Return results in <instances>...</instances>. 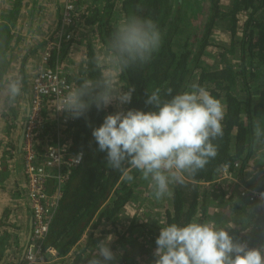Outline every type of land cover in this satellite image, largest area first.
<instances>
[{
  "label": "trees",
  "instance_id": "obj_1",
  "mask_svg": "<svg viewBox=\"0 0 264 264\" xmlns=\"http://www.w3.org/2000/svg\"><path fill=\"white\" fill-rule=\"evenodd\" d=\"M7 3V11L0 14V55L3 56L14 37L12 29L23 0H7ZM84 3L88 6L85 12L76 15L74 26L78 19L89 27L94 26L87 33V40H96L106 47L116 24L112 13L117 0H77L73 2L75 12ZM119 7L123 18L135 14L153 19L162 35L161 46L150 62L132 66L118 76V87L126 91L129 86H135L131 102L122 107L149 111L152 106L145 104L146 91L151 93L159 87L163 96L164 89L171 87L175 95L198 83L225 103L224 135L214 141L219 146L218 155L205 169L195 175H183V183L170 184L169 200L153 199L154 204L158 201L164 205L156 206L158 209L153 214L149 210L140 223L132 218L133 222L122 234L117 226L125 207L150 196L151 189L135 170L131 172L134 179L128 182L122 179V172L108 168L106 153L98 151L91 135L93 127L116 111L115 106L97 111L93 105L86 113L87 119L70 118L64 135L74 150L83 152V157L80 164L70 169L61 187V198L44 243V249L53 250L56 258L46 255L44 264H64L61 259L75 247L77 251L70 264H87L104 238L105 227L113 228L115 238L110 248L117 253L116 264H153L160 227L185 224L197 217L202 221L215 220L218 226L229 228L230 235L246 241L250 247L264 244V199L251 202L238 193L225 196L223 192L209 193L202 189L206 183L212 186L225 167L245 187L264 192V161L255 159L251 148L253 121L257 117L264 121V0H121ZM216 31L227 36L228 41L215 39ZM73 41V38L63 41L58 57L54 52L51 61L54 58L64 61ZM97 56L95 44L86 42L83 58L75 69L69 68L66 73L73 86L84 77L96 79L103 74L104 69L95 62ZM204 56H211L212 63H207ZM7 66V62L0 64V85ZM6 178L7 169L0 172V184ZM142 188H145L143 196ZM6 219L7 210L0 219V228H4L0 231V262L6 258L5 251L13 247V253L10 252L13 260L9 264H24L19 260L23 248L21 228L14 222L10 231ZM88 230L90 233L80 245Z\"/></svg>",
  "mask_w": 264,
  "mask_h": 264
},
{
  "label": "clouds",
  "instance_id": "obj_2",
  "mask_svg": "<svg viewBox=\"0 0 264 264\" xmlns=\"http://www.w3.org/2000/svg\"><path fill=\"white\" fill-rule=\"evenodd\" d=\"M161 43V31L153 19L135 14L122 18L103 54L95 58L103 74L96 79L84 77L69 88L58 110L67 111L72 119H87L93 105L100 111L115 102L117 110L93 127L91 135L98 151L106 153L108 168L122 172L128 182L134 179L132 170L139 172L156 200L171 196L170 184L183 183V175H195L217 157L219 146L214 141L224 135L226 114L225 103L198 83L175 95L171 87L164 89L163 96L159 87L146 91L149 111L122 107L131 102L135 86L126 91L118 87V76L150 62ZM22 87V78H10L0 85V97L13 105ZM251 148L255 159L264 161V121L259 117L253 121ZM78 156L82 159L83 152ZM260 195L264 199V192ZM228 229L198 217L185 224H166L155 240L153 264H264V244L250 247ZM113 239L109 235L100 240L87 264L114 262L117 256L109 247Z\"/></svg>",
  "mask_w": 264,
  "mask_h": 264
},
{
  "label": "built area",
  "instance_id": "obj_3",
  "mask_svg": "<svg viewBox=\"0 0 264 264\" xmlns=\"http://www.w3.org/2000/svg\"><path fill=\"white\" fill-rule=\"evenodd\" d=\"M74 18L73 0H66L60 26L53 38L45 43L41 64L30 87L29 113L20 154L31 218L24 264H44L46 255L56 258L53 250L44 249L45 239L61 198V187L70 169L82 162L78 156L81 151L74 150L64 135V127L70 118L65 116V111H58L63 96L73 84L68 81L64 61L58 58L51 61L54 52L57 56L61 43L74 37ZM231 177L235 176L223 167L214 183ZM237 193L251 202L261 199V193L256 190L242 187Z\"/></svg>",
  "mask_w": 264,
  "mask_h": 264
},
{
  "label": "crops",
  "instance_id": "obj_4",
  "mask_svg": "<svg viewBox=\"0 0 264 264\" xmlns=\"http://www.w3.org/2000/svg\"><path fill=\"white\" fill-rule=\"evenodd\" d=\"M76 1L77 0H73L74 3ZM65 2L66 0H23V5L20 8V14L17 18L16 25L14 29H12L14 37L13 39H11L10 44H14V42L16 41V46L14 49L5 52L4 59L8 63L7 71L5 73L6 75L5 78L8 80L10 78L20 77L21 69H24V75H25V82L22 87V94L20 97L17 98L15 102L16 108H20V113L16 118V128H15L16 131L14 135L15 138L18 136L19 133L18 131L20 129V125L22 121L21 117L23 119L25 101L27 100L29 95L30 85L33 81L37 68L40 66L42 61L41 60L42 48L44 47L45 43L48 40L53 38L55 32L59 28L61 21V12ZM120 3L121 0H117V4L114 8V12L112 13L113 24L117 23L119 20L123 18V15L120 13V7H119ZM87 6L88 5L86 3L82 4V7L80 6L79 8L80 11L76 12V15L78 16L80 12L83 13V10L85 12V7ZM7 9H8L7 0H0V14L5 13ZM75 22L76 24L75 26H73L74 41L71 42L72 43L71 48L69 51H67L66 54L67 58L65 57L64 60V65L65 68H67V70L69 68H74L76 64H78L81 61L84 55V45L86 44V42L91 41L92 43L95 44V48L98 55H102L105 49V47L100 42L96 40L95 42H93L91 38H90L91 40H87L86 35L87 33H89V30L93 31L94 26L89 27L88 25L84 24L83 21L79 22V19L78 22L77 20H75ZM3 106L4 108H6L8 107V104L4 102L2 97H0V108H2ZM6 141H7V137L5 131V123L3 119L0 118V160L2 157H5L7 154ZM17 154L18 153H15L14 155L12 154L11 159L7 161L8 164L6 162V166L0 165V172L5 171L7 169V178L5 179V181H3L0 184V218L2 216L3 211L7 210V208L11 210L12 214L10 215V221L13 223L16 222L20 226L21 229L19 230V234L22 243L24 245V241L28 233L29 225L31 223V219L26 204L25 177L23 172V163L21 160L22 157H20L19 160L17 158ZM230 180L238 182L235 177H232L230 179H224L222 181H218L217 183H214L212 187L210 184L202 185V189L205 190L204 188H206V192L211 193L210 191L214 189V186L219 185V187L220 186L225 187V189L222 190L224 192L226 189H229L231 191L233 190L232 192L237 193V190L239 188L233 186L236 183H233V185L229 183L231 182ZM231 186L233 187L231 188ZM233 188L236 189L234 190ZM143 189L145 188H142V196L144 194ZM17 193L19 194V196H15ZM150 197L154 198L153 195L146 196V198H150ZM148 200L153 201L152 199H148ZM134 203L135 202H131L130 204H128L125 207L123 213L130 210L132 204ZM153 205L154 204L151 203V206ZM155 205L158 207L160 206L158 201L157 203H155ZM136 206L138 213L143 211V213H139L141 215L143 214L144 216L142 217L143 219L146 217V214L151 209L147 201H146V205L139 204ZM157 209L158 208L155 207L153 210H157ZM123 213L120 215L121 218L119 219L117 226L119 231H121L122 228L124 229L126 228V222H124L123 225L120 224V220L123 217ZM15 215L18 216V219H16L17 216L15 217ZM125 216L126 215H124V217ZM133 216L135 217L136 215ZM105 230L106 233L103 239H105L109 235H112L113 233V228L105 227ZM89 233L90 231L88 230L84 235V237L80 240V245L84 244L86 237ZM76 251H77V247L72 249V251L65 258L61 259V261L64 264H70L71 259L73 258L74 253ZM5 252H6V258H4L0 262V264H6V263L9 264L10 261L13 260V254L10 255V252L13 253V247L7 249ZM114 263L116 264L115 261Z\"/></svg>",
  "mask_w": 264,
  "mask_h": 264
},
{
  "label": "flooded vegetation",
  "instance_id": "obj_5",
  "mask_svg": "<svg viewBox=\"0 0 264 264\" xmlns=\"http://www.w3.org/2000/svg\"><path fill=\"white\" fill-rule=\"evenodd\" d=\"M8 48L6 51H9V50H12L15 48L16 46V43L15 44H9L7 45ZM45 46V45H44ZM44 48V47H43ZM42 48V50H43ZM3 63H6V60L4 59V56L0 55V64H3ZM6 65V64H5ZM7 71V70H6ZM5 73L3 74L2 76V82H1V85L4 84V82L7 81V79L5 78ZM19 78H22V84L24 85V82H25V75H24V69H21L20 71V77ZM31 87V85H30ZM30 92V90H29ZM28 100H29V95H28ZM26 102L27 100L25 101V108H24V111H23V119L21 117V125H20V129H19V133L21 131V126L23 124V120H24V117H25V110H26ZM22 109V108H21ZM20 113V108H16V105L13 104V105H8V107L4 108V106L2 108H0V118L3 119L4 123H5V131H6V137H7V141H6V145H7V154L5 157H2L1 160H0V165H3L4 163L6 164V162L11 159V156L12 154L14 155V151H15V141L17 139V137L15 138L14 135H15V128H16V118L18 117ZM14 123H15V128H14ZM18 133V134H19ZM15 138V139H14ZM14 139V140H13ZM3 162V164H2ZM8 164V162H7ZM29 211V209H28ZM4 212V211H3ZM12 214L11 210L7 208V219H6V228H10L11 227V230L10 231H13L12 230V225H13V222L10 221V215ZM30 214V213H29ZM3 217V213H2V216L1 218ZM0 218V219H1ZM31 219V218H30ZM8 225V226H7ZM10 225V226H9ZM4 228L3 226L0 228V231H3ZM23 262H24V258H23Z\"/></svg>",
  "mask_w": 264,
  "mask_h": 264
},
{
  "label": "rangeland",
  "instance_id": "obj_6",
  "mask_svg": "<svg viewBox=\"0 0 264 264\" xmlns=\"http://www.w3.org/2000/svg\"><path fill=\"white\" fill-rule=\"evenodd\" d=\"M58 27V26H57ZM57 29V28H56ZM216 37H215V39L216 38H220V41H223V42H227L228 41V38H227V36H221L220 34H219V32L218 31H216ZM221 37H223V39H221ZM204 60L207 62V63H209V64H211L212 63V60H213V58L211 57V56H204ZM64 67H65V65H64ZM65 70H66V73H68V71L69 70H67V68H65ZM113 105L115 106V102L113 103ZM115 109H116V106H115ZM117 110V109H116ZM20 157H21V155L20 154H17V158L20 160ZM21 160H22V158H21ZM232 178V177H231ZM230 179V178H229ZM231 182H229V183H231L232 185H233V183H236L235 185H233V186H235V187H238L239 189L241 188L242 189V187H244V188H247V187H245V185H242V183H240L238 180V182H235V181H233V180H230ZM221 183V182H220ZM233 186H231V188L233 187ZM212 187V186H211ZM210 187V188H211ZM218 187V186H217ZM217 187H214V189L213 190H211L210 192L212 193V192H216V193H218V194H221V192H224V191H222V190H224L225 189V187H219V188H217ZM204 189H206V188H204ZM234 190L236 189V188H233ZM247 189H249V188H247ZM206 191V190H205ZM233 191V190H232ZM231 190H229V189H226L225 190V192H224V194H225V196H228L231 192H232ZM222 196V195H221ZM171 196H165V198H166V200H169V198H170ZM220 197V196H219ZM219 197H216L218 200H219ZM148 199H154V198H152V197H150V198H145V199H143V200H139V201H137V202H135V204H132V207L130 208V210H128V211H126V212H124L123 213V217H122V219L120 220V224H124V222H126V228L124 229V228H122L121 229V233L123 234L127 229H128V227H129V225L131 224V222H133V220H132V218L135 220V222H136V220H137V222L138 223H140V222H142L143 221V218L142 217H144L143 216V214L141 215V214H139V213H143V211L142 212H139L138 213V210L136 209L137 208V206L136 205H139V204H143V205H146V201H147V203H148V205H149V207H151V209L150 210H153L155 207H156V205L151 201V200H148ZM165 200V199H164ZM143 201H145V202H143ZM167 201H165V203H166ZM151 203L152 204H154L153 206H151ZM159 205H164V204H159ZM161 207H163V206H161ZM211 207V206H210ZM131 212H133V213H131ZM156 212V210H153V212H152V214L153 213H155ZM124 215H126L125 217H124ZM133 215H136L135 217L133 216ZM144 215H145V213H144ZM126 220V221H125ZM135 232H136V229H135ZM136 234V233H135ZM111 236H113L114 237V234L112 233V235ZM115 238V237H114ZM114 240V239H113ZM113 240L110 242V244H109V247H112V243H113ZM105 242H107V241H105ZM112 244V245H111ZM95 253V252H94ZM114 254H116L117 255V253H116V251L114 252Z\"/></svg>",
  "mask_w": 264,
  "mask_h": 264
},
{
  "label": "water",
  "instance_id": "obj_7",
  "mask_svg": "<svg viewBox=\"0 0 264 264\" xmlns=\"http://www.w3.org/2000/svg\"><path fill=\"white\" fill-rule=\"evenodd\" d=\"M28 113H29V100L27 98L26 110H25V117H24V120H23V124L21 126V131L18 134V137H17V139L15 141V151H14V154L15 153L21 154V146H22V141H23V134H24L25 127H26ZM64 114H65V116L67 118H70L69 115H68V113H67V111H65ZM25 197H26V193H25ZM26 204H27V199H26ZM27 207H28V205H27ZM30 233H31V223L29 225L28 233L26 235V238H25V241H24V245H23V248L21 250V254H20V258H19L20 262L23 261V258H24V255H25V251H26V247H27V244H28V241H29V238H30Z\"/></svg>",
  "mask_w": 264,
  "mask_h": 264
}]
</instances>
